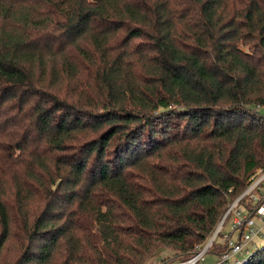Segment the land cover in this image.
<instances>
[{
  "label": "trees",
  "instance_id": "obj_1",
  "mask_svg": "<svg viewBox=\"0 0 264 264\" xmlns=\"http://www.w3.org/2000/svg\"><path fill=\"white\" fill-rule=\"evenodd\" d=\"M263 108L264 0H0V262L187 260L264 169Z\"/></svg>",
  "mask_w": 264,
  "mask_h": 264
},
{
  "label": "built area",
  "instance_id": "obj_2",
  "mask_svg": "<svg viewBox=\"0 0 264 264\" xmlns=\"http://www.w3.org/2000/svg\"><path fill=\"white\" fill-rule=\"evenodd\" d=\"M249 182L245 192L229 206L207 244L187 260L171 264L248 262L257 250V240L264 241V169L259 168ZM242 199L246 201L243 203ZM228 221L230 230L225 232ZM209 253L215 254L218 260L207 263L206 255Z\"/></svg>",
  "mask_w": 264,
  "mask_h": 264
},
{
  "label": "rangeland",
  "instance_id": "obj_3",
  "mask_svg": "<svg viewBox=\"0 0 264 264\" xmlns=\"http://www.w3.org/2000/svg\"><path fill=\"white\" fill-rule=\"evenodd\" d=\"M82 76L84 78H86L87 74L84 73ZM63 90H65V86H63ZM87 91L88 92H91V95H93V96H98V94H100V89L97 88L94 84L93 85H90L89 84L87 86ZM76 96L77 95H73V97L69 99L73 104H79L78 101H77V98L78 97H76ZM81 99L83 100V102L85 101V99H83V98H81ZM81 106H83L84 109H86V110L89 109L88 107H85V105H81ZM89 110H91V109H89ZM263 111H264V108H263ZM156 163L157 164L158 163H161V161L160 160H156ZM229 223L230 222L228 221V224L225 227V232L228 231V230H230L229 229L230 228L229 227ZM263 247H264V241L263 240H257V249H261ZM16 250H17V245H16V243L14 241L8 243L7 246L5 247L4 251H3V256L1 258L0 264H9V263H11L16 258V256H17V252L18 251H16ZM168 253H169V251H167L165 249L164 250H161L160 253H159V255L156 256L154 258V260H158L161 257L168 255ZM206 259H207V263H213V262H215V261L218 260V257L215 256V254L209 253V254L206 255Z\"/></svg>",
  "mask_w": 264,
  "mask_h": 264
}]
</instances>
